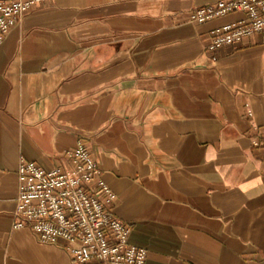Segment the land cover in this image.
<instances>
[{
  "label": "crops",
  "instance_id": "crops-1",
  "mask_svg": "<svg viewBox=\"0 0 264 264\" xmlns=\"http://www.w3.org/2000/svg\"><path fill=\"white\" fill-rule=\"evenodd\" d=\"M217 0H44L0 44V264H74L14 228L21 159L83 143L144 264H264V39L215 52Z\"/></svg>",
  "mask_w": 264,
  "mask_h": 264
},
{
  "label": "built area",
  "instance_id": "built-area-1",
  "mask_svg": "<svg viewBox=\"0 0 264 264\" xmlns=\"http://www.w3.org/2000/svg\"><path fill=\"white\" fill-rule=\"evenodd\" d=\"M40 1L0 0V44ZM232 12L243 19L214 28L208 51L252 35L264 39V0H217L196 7L190 20L200 24ZM67 154L70 170L20 160L13 227H27L40 242L60 247L74 264H144L147 251L129 242L130 226L112 214L116 196L89 150L80 142Z\"/></svg>",
  "mask_w": 264,
  "mask_h": 264
}]
</instances>
